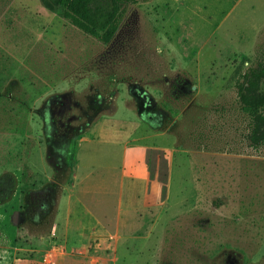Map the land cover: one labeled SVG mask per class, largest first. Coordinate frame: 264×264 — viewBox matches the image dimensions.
<instances>
[{"label":"rangeland","instance_id":"1","mask_svg":"<svg viewBox=\"0 0 264 264\" xmlns=\"http://www.w3.org/2000/svg\"><path fill=\"white\" fill-rule=\"evenodd\" d=\"M263 55L264 0L141 2L108 46L0 0V264H264V148L233 79ZM79 218L107 237L62 258Z\"/></svg>","mask_w":264,"mask_h":264},{"label":"trees","instance_id":"2","mask_svg":"<svg viewBox=\"0 0 264 264\" xmlns=\"http://www.w3.org/2000/svg\"><path fill=\"white\" fill-rule=\"evenodd\" d=\"M43 8L60 14L75 29L108 46L127 14L129 7L149 0H39ZM235 79L238 103L248 118L247 140L259 150L264 148V55L254 67L237 68ZM2 180L0 181V187Z\"/></svg>","mask_w":264,"mask_h":264},{"label":"crops","instance_id":"3","mask_svg":"<svg viewBox=\"0 0 264 264\" xmlns=\"http://www.w3.org/2000/svg\"><path fill=\"white\" fill-rule=\"evenodd\" d=\"M96 127L92 128V130L88 134L94 132ZM86 136L84 139H82V141L87 138ZM62 205H64V206L67 205L68 207H70V209L68 210V215H67L68 219H70L71 217H74V216H79L78 215V210H79L78 209L79 208L78 202L74 201L73 198H69ZM80 221L82 223L81 230L76 229L74 231L73 229L69 228L68 225L65 224L66 229H64V231H65L64 240H62V245H60L61 248H59V250H57L58 255L61 256L62 258H66V259L80 258L81 259L82 257H87L89 254L88 253L89 250L85 249V247L83 248V244L85 242L84 239L86 237H89V238L107 237L106 236L107 231H106L105 226L100 225L98 222H97L96 226H89L86 222H83L82 218L80 219ZM85 225H87V226H85ZM75 238H80V240L75 242L73 240ZM77 243L79 244V246H75V244H77ZM77 254H81L82 257H77V256H79Z\"/></svg>","mask_w":264,"mask_h":264}]
</instances>
